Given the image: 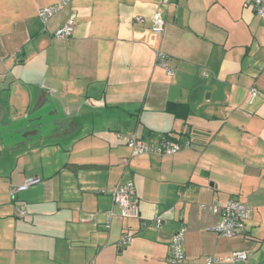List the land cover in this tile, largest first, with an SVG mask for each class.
<instances>
[{
    "label": "crops",
    "instance_id": "obj_1",
    "mask_svg": "<svg viewBox=\"0 0 264 264\" xmlns=\"http://www.w3.org/2000/svg\"><path fill=\"white\" fill-rule=\"evenodd\" d=\"M61 1L0 0V264H171L183 227V264H264V19L247 0H70L43 29L38 10ZM72 16V37L55 38ZM39 117L43 136L18 138ZM127 136L187 146L134 157ZM126 183L138 219L100 193ZM229 199L253 209L234 238L203 208Z\"/></svg>",
    "mask_w": 264,
    "mask_h": 264
},
{
    "label": "built area",
    "instance_id": "obj_2",
    "mask_svg": "<svg viewBox=\"0 0 264 264\" xmlns=\"http://www.w3.org/2000/svg\"><path fill=\"white\" fill-rule=\"evenodd\" d=\"M70 3V0H62L59 4L44 7L38 10V18L43 29H47L50 21L57 14H59ZM247 4L252 6L256 13L264 19V0H247ZM136 21L145 23L144 17H137ZM152 30L156 34L163 33L166 25V19L161 12H157L151 19ZM75 31V18L72 16L67 24L58 29L54 33V37L60 40L72 37ZM169 56L165 53H158L156 57V65L162 67L168 76H173L174 71L170 68ZM260 94V91L253 87L250 89V101ZM126 145L131 149L132 156L138 157L143 155H174L180 152L187 145L183 142L174 141L167 137H162L159 144L148 145L140 141L136 136L125 137ZM35 180L29 181L21 186L14 187L11 190V196L15 197L18 193L28 190L34 184ZM101 194H110L113 197L115 204L121 210V217L124 219H138L140 218V211L138 202L136 200V189L134 184L126 183L122 186H117L111 189H103ZM213 214L218 215L220 220L211 227L210 231L217 233L226 238H234L238 235H243L246 232V224L250 220L253 209L244 202L229 199L226 202H216L209 207ZM27 215L26 206L20 211V217L24 218ZM157 225L161 224V220L156 221ZM187 228L183 227L174 234L170 239V263L183 264L185 260L184 244L186 240ZM133 236L130 233H124L118 242L119 248L127 247L132 242ZM248 259V255L244 251H235L228 258L232 263H244ZM221 261L217 257L210 256L206 260V264H219ZM93 264V263H91Z\"/></svg>",
    "mask_w": 264,
    "mask_h": 264
},
{
    "label": "water",
    "instance_id": "obj_3",
    "mask_svg": "<svg viewBox=\"0 0 264 264\" xmlns=\"http://www.w3.org/2000/svg\"><path fill=\"white\" fill-rule=\"evenodd\" d=\"M49 126H50V122L48 121L44 122L42 121V118L39 117L37 119L28 120L26 126L23 125V128H21V130L20 128H17L15 129V131L17 133L19 132L18 138L20 137L27 142L37 137L41 138L43 136L45 129ZM10 137L11 135L9 134L8 138ZM0 142L4 144V139L1 136V131H0ZM1 146L3 145L1 144L0 147Z\"/></svg>",
    "mask_w": 264,
    "mask_h": 264
}]
</instances>
